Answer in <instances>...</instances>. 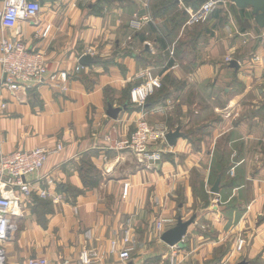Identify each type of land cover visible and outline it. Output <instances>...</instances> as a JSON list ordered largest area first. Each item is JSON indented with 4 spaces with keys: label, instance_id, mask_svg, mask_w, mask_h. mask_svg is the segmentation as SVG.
I'll return each instance as SVG.
<instances>
[{
    "label": "crops",
    "instance_id": "crops-1",
    "mask_svg": "<svg viewBox=\"0 0 264 264\" xmlns=\"http://www.w3.org/2000/svg\"><path fill=\"white\" fill-rule=\"evenodd\" d=\"M183 1L164 10L170 1L41 0L40 15L17 31L0 25V43L16 36L46 55L50 74L67 73L60 86L47 80L0 97V156L63 146L28 178L36 191L12 218L5 264L38 257L79 264L86 248L126 247V231L135 262L224 264L248 232L252 242L231 264H264V27L252 7L233 0L190 25L186 10L194 14L211 0ZM138 15L152 21L134 29ZM85 55L94 60L89 66L80 64ZM145 69L162 88L138 107L130 92ZM109 105L123 108L117 119ZM141 111L152 127L182 134L173 146L165 139L151 147L162 150L160 161L113 148L133 134ZM90 163L101 177L93 187L85 181ZM41 190L50 196L41 198ZM180 219L194 223L181 244L168 246L162 234ZM99 264L130 263L110 255Z\"/></svg>",
    "mask_w": 264,
    "mask_h": 264
},
{
    "label": "built area",
    "instance_id": "built-area-1",
    "mask_svg": "<svg viewBox=\"0 0 264 264\" xmlns=\"http://www.w3.org/2000/svg\"><path fill=\"white\" fill-rule=\"evenodd\" d=\"M63 1V0H59ZM155 1L145 0L146 5ZM183 4V0H168ZM224 0H211L203 5L197 12L191 14L188 24L193 25L206 21L218 3ZM42 12L41 0H5L0 5L1 27L17 31L22 20H33ZM152 21L149 16H137L132 23L134 29H141L145 24ZM52 26L47 24L42 29V37L46 38ZM41 31V30H40ZM0 64L3 68L4 79L0 82V97L3 91H8L11 96H16L21 91H27L37 84L49 81L54 86H60L67 80V73L50 74L46 61V55L40 51L30 50L24 41L13 38H4L0 43ZM228 63L231 59H228ZM145 78L144 84L136 87L131 92V100L134 104L143 105L147 99L154 94L156 89L161 87V82L153 72L148 71L142 75ZM7 106L2 104V108ZM135 131L129 137L121 141L113 142L114 149L120 152L136 155L141 162L160 161L162 150L151 152L154 143L166 139L165 132L155 131L150 127L145 115H142L138 122H135ZM110 141L111 139H107ZM63 150L62 145L55 148L40 147L30 151H15L0 156V264H5L6 251L2 244L7 242L15 229L12 218L22 215L23 201L32 196L36 189L28 178L38 174L45 166L51 156ZM128 187L125 188V193ZM41 198H47L50 194L41 190L38 191ZM157 229L163 231V223H157ZM123 241L127 244L121 248L116 241L111 243L109 250H97L86 248L81 252L79 264H99L104 262L110 255H118L120 260L130 264H148L135 262L133 260L134 248L128 246L130 242L129 231L125 232ZM246 247L245 238L239 239L236 249L229 255L224 264H231L234 256L243 253ZM29 264H49L46 257L32 259Z\"/></svg>",
    "mask_w": 264,
    "mask_h": 264
},
{
    "label": "water",
    "instance_id": "water-1",
    "mask_svg": "<svg viewBox=\"0 0 264 264\" xmlns=\"http://www.w3.org/2000/svg\"><path fill=\"white\" fill-rule=\"evenodd\" d=\"M237 2L239 5L250 6L254 9V11L258 14L256 16V22L264 27V0H233ZM94 62L93 58L90 55L82 56L80 59V64L82 66H89ZM231 68L238 69L239 63L237 61H232L230 63ZM123 108H114L112 105L108 107V116L111 119H117L120 112H122ZM182 136L180 129H177L174 132H169L166 135V140L168 143L173 146L176 144L178 138ZM220 182L221 177H219L212 189L213 193L220 192ZM194 223V219L189 221H183L180 219L175 228L165 232L162 234L161 240L168 246L174 247L182 243L184 237L187 235L189 227Z\"/></svg>",
    "mask_w": 264,
    "mask_h": 264
},
{
    "label": "rangeland",
    "instance_id": "rangeland-1",
    "mask_svg": "<svg viewBox=\"0 0 264 264\" xmlns=\"http://www.w3.org/2000/svg\"><path fill=\"white\" fill-rule=\"evenodd\" d=\"M164 1H168V0H164ZM225 1V0H224ZM139 16V15H138ZM189 20V19H188ZM187 24V23H186ZM228 59H231L230 57H227L226 59H225V62L226 63H228L227 61H228ZM148 71H151V72H153V70H150V69H145L144 71H142L140 74H139V76H138V78L140 79V80H143V82L139 85V86H141L142 84H144V82H145V78L142 76L143 74H145L146 72H148ZM154 74V73H153ZM159 78V77H158ZM159 80H160V82H161V87L160 88H158V89H156V91L157 90H159V89H161L162 88V81H161V79L159 78ZM139 86H137V87H139ZM136 88V87H135ZM156 91L154 92V94L156 93ZM131 92H132V90H131ZM131 92H130V102H131V104L132 105H135V106H138V107H143L145 104H146V102L148 101V99L152 96V95H154V94H152L148 99H147V101L143 104V105H138V104H134L133 102H132V100H131ZM143 111V110H142ZM142 111L140 112L141 114H140V116H139V118L142 116V115H145V119L147 120V116H146V114L145 113H142ZM223 112V111H222ZM138 118V119H139ZM138 119L135 121L136 123L138 122ZM147 122H148V124L150 125V123H149V121L147 120ZM135 124V123H134ZM150 127L152 128V129H154L155 131H159V132H165V134H168L169 132L168 131H166V130H162V131H160V130H158V129H156V128H154V127H152L151 125H150ZM136 128V127H135ZM174 132V131H173ZM134 133V132H133ZM109 138H111V136H108V138L107 139H109ZM165 141V140H164ZM163 142V141H162ZM162 142H159V143H154L153 145H152V147L154 146H158L157 148H160V144H162ZM162 158V157H161ZM186 221H189V219H187ZM192 226V225H191ZM190 228V227H189ZM206 230L208 231V229L206 228ZM209 232V231H208ZM247 234H249L248 232L246 233V236H243L244 238H245V240H246V246L248 245L249 246V243H251L252 242V237L251 236H253V235H251V236H248ZM124 239V237L122 238V240ZM241 239V238H240ZM238 241H239V239H238ZM238 241H237V243H238ZM230 242L231 243H233L234 242V236H232V237H230ZM229 242V243H230ZM237 243H236V246H237ZM232 246V245H231ZM236 246H235V248L233 249V250H229L230 252H229V254L230 255H232L233 254V251L236 249ZM231 249V248H230ZM245 249H246V247H245ZM244 253V252H243ZM242 252L240 253V254H238V255H236V256H234L232 259H234L235 261H238V260H240V258H242V254H243ZM109 257V256H108ZM107 260V259H106Z\"/></svg>",
    "mask_w": 264,
    "mask_h": 264
},
{
    "label": "trees",
    "instance_id": "trees-1",
    "mask_svg": "<svg viewBox=\"0 0 264 264\" xmlns=\"http://www.w3.org/2000/svg\"><path fill=\"white\" fill-rule=\"evenodd\" d=\"M163 6L165 7L164 10H173L174 8L177 7L176 2H172V1H170V3H165ZM164 10H163V11H164ZM207 20L209 21V19H207ZM205 23H206V22H205ZM204 31H205V30L203 29L202 33H203ZM149 99H150V98H149ZM88 165H89V164H88ZM86 178L88 179V180H85V181H86V185H87L88 187H93V181H95L94 184H97L98 181H99V179H100V181H101V177L99 178V173H98V171L92 166L91 163H90V165L88 166V170H87ZM40 202H41L40 200H37L36 203L39 204Z\"/></svg>",
    "mask_w": 264,
    "mask_h": 264
}]
</instances>
